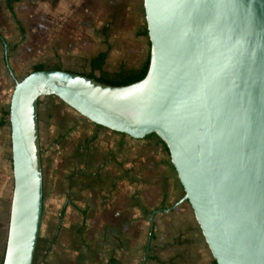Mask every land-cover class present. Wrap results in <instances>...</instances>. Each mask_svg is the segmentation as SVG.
<instances>
[{
    "label": "water",
    "instance_id": "obj_1",
    "mask_svg": "<svg viewBox=\"0 0 264 264\" xmlns=\"http://www.w3.org/2000/svg\"><path fill=\"white\" fill-rule=\"evenodd\" d=\"M145 75L111 86L63 69L13 79L12 191L1 264H32L43 206L38 100L167 148L215 264H264V0H142ZM4 53L7 45L0 37ZM150 216V233L153 228Z\"/></svg>",
    "mask_w": 264,
    "mask_h": 264
},
{
    "label": "crops",
    "instance_id": "obj_2",
    "mask_svg": "<svg viewBox=\"0 0 264 264\" xmlns=\"http://www.w3.org/2000/svg\"><path fill=\"white\" fill-rule=\"evenodd\" d=\"M145 31L142 0H0V37L7 45L5 54L0 41V261L12 181L6 61L17 80L13 62L28 68L43 49L50 56L61 54L54 63L62 65L37 63L32 70L41 65L85 74L83 59L91 55L90 71L92 59L101 53L107 73L137 70L143 63L125 67L119 61L110 70L106 56L132 52L125 41ZM16 53H22L19 59L13 58ZM84 125L92 135L89 143L77 148L67 143L60 164L49 163L52 187L47 208L42 206L32 264H214L188 204L158 211L183 195L162 144L155 137L133 139L90 122ZM68 140L74 141L72 134ZM49 150L55 152L48 147V156Z\"/></svg>",
    "mask_w": 264,
    "mask_h": 264
},
{
    "label": "rangeland",
    "instance_id": "obj_3",
    "mask_svg": "<svg viewBox=\"0 0 264 264\" xmlns=\"http://www.w3.org/2000/svg\"><path fill=\"white\" fill-rule=\"evenodd\" d=\"M113 40L114 39H110L109 43L112 44ZM123 40H126V39H122L120 40V42ZM125 43H127L129 47H131L129 48V50L133 49V51L128 54L119 53L118 55L107 53L106 62H107V65L110 67V70H113V67H115V62L122 61V64L125 63V67H133V66H140L145 61L146 55L148 52V43H149L146 35H143V34L141 36L136 35L133 38H129V40L125 41ZM23 46L25 47V43H23ZM110 48L114 49L111 46ZM121 48L122 46H120L119 49ZM111 49H108V51ZM123 50L125 51L124 47H123ZM13 54H14V51H13ZM20 55H22V53ZM20 55L17 56V53H16L15 56L13 55L14 56L13 58L19 59ZM54 56H50V53H47L46 49H43L39 53L36 61L33 60L34 62L30 64L27 63L29 64L28 68L23 67V66H22L23 68H20L22 63L18 64V63L13 62V66L16 65V74H17L18 80L22 79L29 72H31L32 71L31 68L34 64L43 63L44 66H46V68L52 67L54 65H62L61 62L54 63L55 62L54 58L58 57L60 59L59 56H61V54L60 55L55 54ZM90 56L91 55L87 56L86 59H83L84 62H82L83 67L81 71L85 72V74L89 72L88 64H90ZM84 65L86 67H84ZM12 82L13 81H11L8 75V84H10L9 93H8V104H9V97H10L12 87H13ZM83 119L84 118L78 115L74 110H72L70 107L65 105L63 102H61L58 98L54 96L41 97L38 100V132H39V139H40V151L43 156L42 162H43L44 180L43 178L42 180H43V193L45 195L43 199V208H47V200H46L47 198L46 197H47L48 191L50 190L49 188L52 187V180L50 179V175H52V165L53 164L51 165V167L49 166L51 162L53 161L56 167L60 164L61 160L63 159L65 155L64 148L68 149L70 147V146H66L65 144L74 143L73 147L77 148L79 147L81 143H85V142L89 143L90 137L92 135L90 134V132H88V130L85 128V125H84V123H89V122L87 120H86L87 122H85V120ZM82 125L84 126L82 127ZM72 129L74 130L71 131ZM69 132L73 136V139H74L73 142L68 140V137L70 136ZM48 147L55 148V152L49 150L51 152L50 156H48L47 154ZM71 152L73 154L76 153L74 152V149H72ZM11 189H12V181L10 182V185H8V191H7L8 192V202L10 201V198H11ZM184 204L187 205L186 202H184Z\"/></svg>",
    "mask_w": 264,
    "mask_h": 264
},
{
    "label": "trees",
    "instance_id": "obj_4",
    "mask_svg": "<svg viewBox=\"0 0 264 264\" xmlns=\"http://www.w3.org/2000/svg\"><path fill=\"white\" fill-rule=\"evenodd\" d=\"M145 35H146V31H145ZM148 52H149V49H148ZM148 52H147L145 61L143 62V64L141 65L139 69L128 70V71L120 69L118 72L112 73V74L107 73L102 69L103 62L105 59V54L101 53L92 59L91 69L88 73L84 75H86L89 78L94 79L97 82L111 85V86H121V85L130 84L132 82L140 80L145 75L147 66H148ZM42 69H45V68L41 65H38L33 68V70H42ZM6 115H7L6 118L8 120V111ZM148 137H155L162 144V146L168 153V150L165 147V145L154 134H149ZM1 261H2V258H1ZM1 261H0V264H1ZM214 264H215V261H214Z\"/></svg>",
    "mask_w": 264,
    "mask_h": 264
}]
</instances>
